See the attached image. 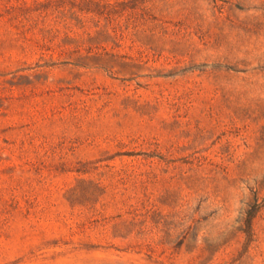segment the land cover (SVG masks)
I'll return each instance as SVG.
<instances>
[{"label":"rangeland","instance_id":"rangeland-1","mask_svg":"<svg viewBox=\"0 0 264 264\" xmlns=\"http://www.w3.org/2000/svg\"><path fill=\"white\" fill-rule=\"evenodd\" d=\"M0 264H264V0H0Z\"/></svg>","mask_w":264,"mask_h":264},{"label":"trees","instance_id":"trees-1","mask_svg":"<svg viewBox=\"0 0 264 264\" xmlns=\"http://www.w3.org/2000/svg\"><path fill=\"white\" fill-rule=\"evenodd\" d=\"M256 207H259L258 205H256Z\"/></svg>","mask_w":264,"mask_h":264}]
</instances>
